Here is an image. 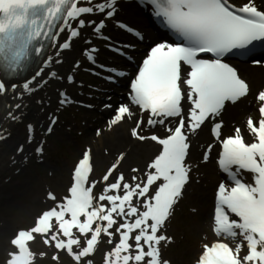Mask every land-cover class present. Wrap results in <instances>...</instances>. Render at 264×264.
<instances>
[{
	"label": "snow or ice",
	"instance_id": "obj_1",
	"mask_svg": "<svg viewBox=\"0 0 264 264\" xmlns=\"http://www.w3.org/2000/svg\"><path fill=\"white\" fill-rule=\"evenodd\" d=\"M116 2L0 0V12L4 11L6 5H11L7 8L8 13L14 12L16 6L24 11L30 7L43 9L44 26L40 31L43 40H50L55 46L59 35L65 31L68 33L67 40L58 45L56 55L59 56L61 51L70 48L72 39L78 37L85 27L99 35L105 27V21L114 17ZM143 2L150 6L153 17L159 19L176 37L175 43H158L152 47L131 81V103L139 106L142 113L148 114V125L165 124L166 118H179L174 128L167 129L170 134L165 138L140 135L138 129L142 127L143 120H137L136 127L131 131L136 139H151L161 146L159 154L147 165L149 170L154 171H146V180L139 182L133 176L134 184L123 182L121 173L114 183L104 187L102 194L94 196L93 189L97 182L88 185L90 154L85 151L74 169L69 195L63 198L62 203L44 211L30 230L18 231L11 240L17 251L9 253L6 264H31L33 253L27 243L34 239V233L44 237L45 245L54 244L58 251L66 250L76 264H81L82 258L94 253L102 234L108 236L109 244L113 242L114 233L110 229L118 224L117 217L123 220L115 228L119 241L110 252L105 253L104 264H169L166 260L161 261L158 246L170 238L158 233L165 226L173 206L182 197L183 189L190 180V169L185 163L189 144L184 129L195 132L210 117L218 116L226 102L235 103L248 94L249 85L223 58L233 54L248 55L257 43H264V11L258 10L251 0L238 8L230 4L229 0ZM101 14L102 19L91 18ZM3 21L4 17L0 16V26ZM117 24L140 36L127 25ZM34 51L37 55H43L44 46ZM96 51L95 48L86 49V58L93 61ZM205 55L212 58H202ZM51 59L48 57L45 63L51 62ZM55 62L60 63L59 60ZM253 63L261 64L264 61L254 60ZM78 65L79 61L76 63ZM183 66L190 68L186 77ZM41 74V71H37L31 80ZM52 76L55 77L56 73L53 72ZM67 79L69 83L73 82L71 75ZM31 80L23 84L26 91L33 90ZM182 84L189 89L187 119L182 114ZM16 87L12 85L13 89ZM5 91L6 85L0 77V93ZM60 96L61 104L70 102L65 93L61 92ZM256 99L260 102V119L254 122L249 117L247 120V128L254 136V141L246 143L239 128L233 136L221 140L222 150L217 163L226 179L218 185L214 208L215 235L224 240L242 237V242H246L247 255L242 259L239 256L243 243H237L233 249L228 243L217 241L210 246H203L197 264H264V90L258 93ZM105 107L110 108L111 105ZM126 114H130V109L119 106L110 124H117ZM9 116L16 119L12 113ZM54 123L55 119L52 121ZM27 128L31 141L33 126L29 124ZM221 128L222 122L212 126V134L217 139L221 136ZM48 131H51V125ZM4 138L0 135V139ZM208 148L211 150V145ZM22 150L21 146L18 151ZM36 151L40 153L42 148L38 147ZM203 158L208 160L207 151ZM121 159L123 154L117 163ZM116 168L117 164H113L103 176V181H108ZM132 171L137 172L138 169L133 168ZM242 172L251 174V182L244 181ZM110 192L115 194H108ZM48 195L50 199H56L52 193ZM103 201L107 205L101 203ZM73 230L86 237L85 246L80 247L81 241ZM133 233H136L134 237ZM131 239L135 241L134 246L129 243ZM74 246L79 250L74 251ZM53 260H58V256L54 255ZM87 264H92V261L88 260Z\"/></svg>",
	"mask_w": 264,
	"mask_h": 264
},
{
	"label": "bare ground",
	"instance_id": "obj_2",
	"mask_svg": "<svg viewBox=\"0 0 264 264\" xmlns=\"http://www.w3.org/2000/svg\"><path fill=\"white\" fill-rule=\"evenodd\" d=\"M253 1L258 2L259 0ZM96 2H100V0H96ZM115 6L117 7V11L115 12L116 14L113 19L115 22L112 23L110 20H106L105 27L99 35L93 33L91 28L85 27L80 31V35L78 37L72 39L70 42V48L61 51L59 56H57L56 52L58 50L59 43H63L68 37L67 31H65L59 35L55 46H53L51 42L46 55L41 59V62L29 76L14 81H5L3 79V82L6 85V91L0 93V135H3L5 138L0 139V192L3 191V195H5L4 192H6V195L1 198V202L11 208V214L20 210L21 207L26 208V205H24L25 198L21 195L22 189L24 190V186L30 184L31 179L34 176L36 177L40 173H43V170L41 169L33 171V166L35 167L34 164L38 162L39 158L35 151L32 153V146H35L36 144L40 146V144L46 143L47 140L52 137L50 134L46 133L45 130L52 120V116H57V114L62 112L66 113L68 117L61 115L58 121L54 123V128L56 129V127L60 126L61 123H65L68 129H64V126L61 127L62 133L67 135L68 138L72 140V143L69 146H64L65 150L68 149L66 154H69V156L64 157L65 155L63 153L62 157L53 162V167H51L50 171L53 181L57 185H55L54 188L50 187L48 192L52 193L56 199H50L49 195H47V200L53 202L55 205L57 203H62L61 195L63 193V185L67 180L69 165L76 150L81 147H84L91 152L92 171L88 178V185H91V182L93 181L97 182L93 189L94 196H97L98 191L105 187L103 177H101L99 171L102 165L109 160H113V163L117 164V168L114 171L120 172L124 175L125 179L123 182L130 184L135 183L132 181L133 176H136L138 178L137 182H139L144 178L143 175L146 171H153L149 170L147 165L151 163L156 155L159 154L161 146L150 139L139 141L132 136L130 131L136 127V120L140 119L144 122L142 127L138 129L140 135L145 133L146 129H151L152 132L159 134L163 131V126L172 121L171 118H166L165 124L162 126L146 125L148 114L132 108L127 101H124L123 104L130 109V114L127 115L126 121H124V116V118L115 125L111 124L108 126L101 123L97 126L98 128L86 138V140H82L78 137L79 139L77 140L79 141H74L75 134L82 130L81 126L83 125L81 123L83 119L79 118V115L85 114V119L88 118V115H94V118L99 116V113L94 110V107L104 106L107 102L101 103V99L112 96V94L106 95V91L109 89L114 90L119 88L121 80L118 85L109 86L103 82L98 83L99 79L93 76L85 77V75H83V77H85L83 80L88 83L81 84L80 87L82 89L89 92L92 87L98 86L96 90L92 91V93H89V96H87L89 99L88 103L91 107L87 109L91 113L87 110L81 111L77 109L78 114L75 115V110L73 111L74 108L66 109L61 105V96L60 94H57L58 92H67V94L71 96L82 94L78 93L74 82H68L67 77L69 75L72 76L78 74L85 65L92 63L88 61L85 54L82 53V47L86 43L90 44L87 45L86 49L91 46L97 47V52L94 54V58L97 57V59L96 61L95 59L93 60L95 66L104 65L107 68L111 66H126L125 69L130 71L128 68L130 62H125L123 59L111 53L109 46L111 44L121 45L120 43L127 38V36L121 32L118 27H116L117 21H128L134 26L144 29L143 26L146 23L144 17L145 15L139 13L132 7H129V10H125L127 6L130 5L122 1L117 2ZM91 18L98 20L101 18V15H95ZM105 37H108V39H105ZM130 42L132 43L130 45H126V50L133 58H137L142 50H136L134 40L130 39ZM48 57L52 58L51 62L45 63ZM56 60H59L60 63H56ZM77 61H79L78 66H76ZM235 65L239 69L240 77L250 84V92H248L245 98L237 101L229 107L223 108L220 114L215 116L214 120L222 122V128L224 130H230V128H228L230 124L229 121L235 120L233 119L234 117L241 116L242 114L252 115L256 96H253V100L249 99L248 96L251 92L257 89L255 78H259L260 82H264V68L259 69L257 67L249 66L247 63L239 62H236ZM37 71L42 72L41 76L36 77L35 80H31ZM53 72L56 73L55 77L52 76ZM27 80H31L32 91H26L23 88V84ZM94 81H97V83H93ZM13 84L17 85L15 89L12 88ZM188 90V88H184L185 96L182 100V114L185 119H187L188 109L190 107L187 100ZM95 91L97 92V95H95ZM16 105H20V107L17 108ZM9 113H12L16 119L11 118ZM48 114L52 115L47 120ZM208 122L201 125V127L195 132H189L186 128L184 129L188 136L187 140L190 144L186 162L193 174V178L187 183L188 186V184L192 182V189L186 202L190 210L186 209L185 213H187V216L190 217L192 221L189 222L184 219L182 225L176 226L173 231L170 230V227H167L165 229V236L169 237L170 240L161 242L162 247H164V245L168 246L169 250L173 254L180 251L176 248L178 244L180 248L184 247L183 244L186 243V246L188 247L185 246L184 249H188L187 264H191L193 261L192 257H195L197 254L199 255L202 252L201 248L203 244L206 243L207 239L213 238L209 225L204 227L201 225L203 223L202 220H207L209 216L208 212L212 205L211 195L209 194L207 187L208 182L210 184L212 181H215L212 164L209 160L202 162L199 158L201 150L202 152L205 150V143L207 141L211 142L209 134V126L211 122ZM29 124L33 126L31 141H29L28 138L29 133L27 126ZM239 129L241 130V135L242 133L251 135L250 132L246 131L242 126H239ZM230 131L232 132V129ZM56 133V131H53L54 135ZM21 146L23 150L18 151ZM119 153L123 154V159L119 160L117 163L118 159H115V154ZM27 168H30V170L25 172ZM133 168L138 169V171L133 172ZM21 176H25V178L22 179V183L20 181L16 183L14 179H18L19 177L21 178ZM33 187L37 189L38 193L41 189H44L39 184H36ZM154 187L155 186H153L152 191ZM133 202H136L135 198ZM38 204L37 199H35V201L31 203V208H35ZM11 214L3 209H0V220H2L0 222V258H2V260L0 261L7 260L10 257L9 253H12L14 249H16L5 235L7 231L12 229L10 220ZM118 224L114 225V227H118ZM187 230L189 233L186 234L182 241L177 244V235L181 234L183 231L185 233ZM73 231L74 233L76 232L75 230ZM114 234L119 235L115 232ZM75 235L78 237L80 234L76 232ZM132 235L134 236V233ZM188 235L190 236L188 237ZM30 243L34 247L38 246L40 248H46L43 240H39L37 242L31 241ZM129 243L133 246L135 245V241H133V239H131ZM161 261H164V259Z\"/></svg>",
	"mask_w": 264,
	"mask_h": 264
},
{
	"label": "rangeland",
	"instance_id": "obj_3",
	"mask_svg": "<svg viewBox=\"0 0 264 264\" xmlns=\"http://www.w3.org/2000/svg\"><path fill=\"white\" fill-rule=\"evenodd\" d=\"M241 1H244V0H240L238 3H240ZM125 22L129 23L128 21H125ZM137 46H139V48L143 47L142 44H138ZM85 49H86V44L82 47V51L84 52ZM88 69H90V68H88ZM260 69H262V68H260ZM85 73L88 76L91 77L90 74H88L87 72H85ZM72 77L74 78V81L76 82V85L78 84V86L80 88L78 90L80 92H82V96L80 98H71L70 96H68L66 94L67 98L70 99V103L72 105H77L76 101H78V100H81V101H84L85 103H88L89 99L87 98V96H89V93H92V91L96 90L97 88L92 87V89L89 92L88 91L86 92V90L82 89L80 86H81V84L88 83V82L83 80L79 75H74ZM261 86H263V81L261 83L257 84V89L255 91L251 92L250 95L248 96V98L252 99L253 96L255 95L256 91ZM76 89H77V87H76ZM95 95H97L96 91H95ZM254 105H256V104H254ZM254 105H253V107H255ZM77 109H80V108H75V110H77ZM80 110H83V109H80ZM253 111H254V109H253ZM104 114L108 115V118H112L113 119L114 110L106 111V112H104ZM253 114H254V112H253ZM50 115H52V114H49L48 116L50 117ZM64 116L68 117L66 115V113H64ZM247 116L248 115H246V114H242L241 116L234 117L233 119H235V120H233V121L236 124L229 125L228 128H230V130H231L233 126H237V127L244 126V119H246ZM110 121H108V120L104 121L103 120V122L105 124H107V125H110ZM83 122H85V119H84ZM100 123H102V121ZM98 125H99V123L98 124H94V125H90V124H88L86 122L85 125L81 126L82 130L79 131L77 134H75V137L73 136L74 137V141H79V140H77L79 138L82 139V140H86V138L92 132H94L96 130V127ZM63 126H64V129H68V127L66 126L65 123H61V125L56 127V129H55V131L57 133L54 136L51 135L52 137L49 138L46 143L40 144V146H38V144H36L37 146L36 145L32 146V153H34V151H36V149L38 147L42 148V152L37 153V151H36V153L39 156L38 158L41 161V164H38L36 162L34 164L35 167L33 166V171L41 169V170H43V173H40L36 177L34 176L31 179L30 184H28L27 186L25 185L24 186V190L22 189L21 195H22V197L25 198L24 205H26V208H22L21 207L20 210H17L15 212H13V214H11V208L8 205H5V203L3 204L1 202V200H2L1 198L6 195V192H4L5 195H3V191H2V193L0 192V209H3L4 211L9 212L11 214L10 220H11L12 229L5 233V235L8 238V240L11 238V236L13 235V233H14V231L16 229L27 228L30 225V223H32V218L39 211H42V210L52 206L51 202H48L47 200H45V196L48 193L49 188L50 187L54 188L55 185H57L53 181L50 169H51V167H53L52 166L53 162H55L56 159L62 157L63 153L65 155L64 157L69 156V154H66V152H68V149L65 150L64 146H69L72 143V140L69 139L67 135H64L62 133V128L61 127H63ZM230 130L227 129L226 131H224V129H222V132L224 131V133L229 134ZM150 131L151 130H149V129L146 131V133H147L146 137H149L148 132H150ZM63 150H64V152H63ZM83 151H86V149H84V147H81L80 149H77L75 154L72 157V161H71V163L69 165L68 172H67V180H66L65 184L63 185L62 196H64L66 185L69 182L70 170L73 167V164H74L75 160L80 156V154ZM199 157H200V155H199ZM110 164H112V160L111 161L109 160L104 165H102V167H101V169L99 171L100 174H102ZM29 170H30V168H27L25 170V172H27ZM143 176H145V175H143ZM24 178H25V176H23V177L21 176V178L19 177L18 179H14V181H16V183L19 182V181L22 183V179H24ZM36 184L37 185L39 184V185H41L44 188V189H41L39 191V193H38L37 189L33 187ZM207 187H208L209 193L211 195L210 184H208ZM191 189H192V183L188 184V186L186 188V192H185L184 198L181 199L182 201L181 200L178 201V203L174 207L172 216L168 220V226H167V227H170L171 231H173L176 226L182 225V222H183L184 219L189 221V222L192 221L191 218L187 216V213H185V210L189 209V207L186 204V202L188 200V197H189V194L191 192ZM35 199H37L39 204L36 205L35 208H31V203H33L35 201ZM208 214H210V209H209ZM1 221L2 220H0V222ZM202 221H203V223L201 225L203 227L208 225L209 216H208L206 221H204V220H202ZM188 233H189V231L187 230L185 233L183 231L181 234H178L177 235V244L180 243L182 241L183 237H185L186 234H188ZM189 236L190 235H188V237ZM84 238H85L84 236L81 237V240H80L81 241V245H82V241H83ZM37 239H44V237L43 236H39V237H37ZM108 239L109 238H108L107 235L104 236V234H102V236L100 238V241L97 244L94 253L92 255H90L89 257L82 258L81 264H87L88 260H91L92 264H104V255H105V253L106 252H110L115 247V244L119 241V236L114 238V240H113V242L111 244L108 243ZM186 245H187L186 243L183 244L184 247ZM28 247H29L30 251L33 253L32 263L31 264H76V262L67 254V252H65L64 250L58 251L54 247V244L47 245L46 248H40L38 246L37 247H34V246L32 247L31 245H28ZM80 247H82V246H80ZM184 247H180L179 248V244H178V246L176 248L178 250H180V251H177L176 252L177 255H176L175 253L174 254L171 253V251L169 250L168 246L164 245V247H162V245L160 244L159 248L162 250V253H163V254H161V259H164V260L168 261L169 264H187L186 261L188 259L187 258L188 257V253H187L188 249L187 248L184 249ZM186 247H188V246H186ZM78 250H79L78 248L74 249V251H78ZM161 250H160V252H161ZM14 252H16V251H14ZM242 252L243 251H241V253ZM41 254H43V255H41ZM54 255L58 256V260H53V256ZM197 255L195 257H192L193 261L196 259ZM184 258H186V259H184ZM0 260H2V258H0ZM193 261H192L191 264H193ZM0 264H6V261H0Z\"/></svg>",
	"mask_w": 264,
	"mask_h": 264
}]
</instances>
